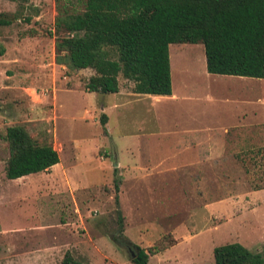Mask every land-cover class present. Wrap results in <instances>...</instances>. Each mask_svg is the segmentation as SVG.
I'll return each mask as SVG.
<instances>
[{
    "label": "rangeland",
    "instance_id": "1",
    "mask_svg": "<svg viewBox=\"0 0 264 264\" xmlns=\"http://www.w3.org/2000/svg\"><path fill=\"white\" fill-rule=\"evenodd\" d=\"M83 10L84 0H0V264H62L66 253L82 264H135L137 246L167 234L180 243L148 264H214V247L231 242L264 253V190L254 195L262 203L248 195L264 187V131L255 158L215 166L202 182L163 171L180 140L172 132L191 127L194 112L204 128L241 111L263 117L264 79L207 77L202 43H171L177 99L135 97L121 73L117 93L89 92L94 69L56 51L67 34L57 17ZM17 125L51 144L60 164L8 179L6 129ZM134 162L161 166L135 180Z\"/></svg>",
    "mask_w": 264,
    "mask_h": 264
},
{
    "label": "trees",
    "instance_id": "2",
    "mask_svg": "<svg viewBox=\"0 0 264 264\" xmlns=\"http://www.w3.org/2000/svg\"><path fill=\"white\" fill-rule=\"evenodd\" d=\"M55 25L67 33L57 38L56 51L74 68L94 69L89 92H118L121 73L134 82V93L171 95V43H202L209 73L264 78V0H84L83 11L60 14ZM5 137L8 179L60 161L51 144L37 143L22 126L7 127ZM176 243L163 235L147 250L137 246L132 261L148 264L150 255ZM213 253L214 264H264V253L239 242L215 246ZM62 264L82 263L66 253Z\"/></svg>",
    "mask_w": 264,
    "mask_h": 264
},
{
    "label": "crops",
    "instance_id": "3",
    "mask_svg": "<svg viewBox=\"0 0 264 264\" xmlns=\"http://www.w3.org/2000/svg\"><path fill=\"white\" fill-rule=\"evenodd\" d=\"M171 47V46H170ZM171 53V50H170ZM172 54V53H171ZM171 72H172V57L170 60ZM205 75L207 77H237L236 79H243L242 77L246 76H236V75H223V74H213L205 70ZM172 78V77H171ZM257 79V78H256ZM264 79V78H260ZM117 93V92H116ZM135 97L137 96H149L153 94H140L131 92ZM156 96H168L174 99H177L176 91L174 88V82L172 81V94L171 95H156ZM211 96H208L210 98ZM183 100H191L197 101L199 98L196 96L191 97L186 94ZM259 99V98H258ZM263 105H264V99ZM260 110L255 111L252 110L251 116L249 117L247 111H241L239 115L232 119H226L217 124V126H208L206 128L201 127L203 123L201 122L200 116L197 112H194L189 116L192 126L186 129L181 133L172 132V135L180 134V140L172 142V150H174L173 155L169 160V162L165 165L163 169L164 172H169L173 174L174 179L178 180H194L202 182L205 178V175H212L214 172V167L220 164H230V163H247V157L249 159L255 158L258 150L260 148V139L261 134L264 131V114L263 117H257ZM264 113V108H263ZM260 114V113H259ZM217 122H213L216 124ZM217 132L221 133V138L214 139L212 136L206 137L204 134ZM177 137V136H175ZM210 137V138H209ZM176 152V153H175ZM181 155L180 161H176L175 157ZM243 159V161H238L237 159ZM60 162V161H59ZM53 165V167L59 165L60 163ZM165 163L167 161H164ZM121 165V163H118ZM161 166V163H145L139 164L137 162L133 163L132 170L135 171L134 179L142 180L146 179L158 171V168ZM48 171V170H47ZM45 172V171H44ZM36 173H30L28 175L21 176L16 178L14 181H24L30 175H35ZM162 173V172H160ZM180 174V176H177ZM47 175V174H46ZM48 176V175H47ZM49 177V176H48ZM49 187V185H46ZM44 185L40 187V190H43ZM264 190V187L252 189L248 192L253 201H259V199L255 198V194ZM180 241L177 243L179 244ZM175 244V245H177ZM173 245V246H175ZM171 246V247H173ZM170 248V247H169ZM167 248V249H169ZM155 253L154 255L164 254L167 250ZM159 261V260H158ZM162 262V261H161ZM159 264V262H158ZM195 264H199L196 263Z\"/></svg>",
    "mask_w": 264,
    "mask_h": 264
},
{
    "label": "water",
    "instance_id": "4",
    "mask_svg": "<svg viewBox=\"0 0 264 264\" xmlns=\"http://www.w3.org/2000/svg\"><path fill=\"white\" fill-rule=\"evenodd\" d=\"M135 255H136L135 253H132V257H135Z\"/></svg>",
    "mask_w": 264,
    "mask_h": 264
}]
</instances>
